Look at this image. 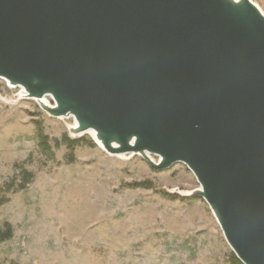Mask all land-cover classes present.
Listing matches in <instances>:
<instances>
[{
  "label": "water",
  "instance_id": "95a60500",
  "mask_svg": "<svg viewBox=\"0 0 264 264\" xmlns=\"http://www.w3.org/2000/svg\"><path fill=\"white\" fill-rule=\"evenodd\" d=\"M0 101L110 157L182 164L233 256L264 264V14L252 0H0ZM49 99V101L47 100ZM157 158L155 163L151 158Z\"/></svg>",
  "mask_w": 264,
  "mask_h": 264
},
{
  "label": "rangeland",
  "instance_id": "374dc122",
  "mask_svg": "<svg viewBox=\"0 0 264 264\" xmlns=\"http://www.w3.org/2000/svg\"><path fill=\"white\" fill-rule=\"evenodd\" d=\"M252 1L264 14V0ZM17 93L0 81L1 99ZM35 122L54 161L39 151ZM73 124L49 118L33 101H0V234L12 230L0 242V264H227L231 250L204 201L169 196L199 188L184 165L156 172L96 146L71 156L60 142L76 140ZM25 174L32 180L18 191Z\"/></svg>",
  "mask_w": 264,
  "mask_h": 264
},
{
  "label": "trees",
  "instance_id": "16d2710c",
  "mask_svg": "<svg viewBox=\"0 0 264 264\" xmlns=\"http://www.w3.org/2000/svg\"><path fill=\"white\" fill-rule=\"evenodd\" d=\"M34 129H35V135H36V139H37V144H38V148H39V151L40 153L48 158L50 161H54L55 160V156H54V153L52 151V147L50 145V141H49V138L48 136L44 133V128L42 126V124L40 122H35L34 123ZM85 141L84 139H76V140H71L67 137H63L61 139V144L68 150V151H71V156H72V153L74 152V150L77 148V147H80V146H87L89 148H94V144L92 143V141L89 139L87 141V143L83 144ZM56 146H58V143H56ZM70 156V159L72 158ZM32 180V177L30 174H25L22 178V184L21 186H19L17 188L18 191H22L24 190L31 182ZM172 198V197H170ZM6 232L3 233V234H0V242H5V241H8L11 239L12 237V230L9 226H6ZM227 264H241L234 256L233 254L231 253L229 255V257L227 258Z\"/></svg>",
  "mask_w": 264,
  "mask_h": 264
}]
</instances>
